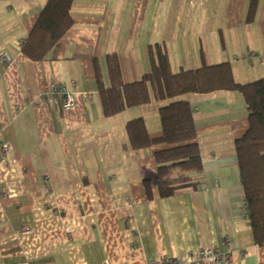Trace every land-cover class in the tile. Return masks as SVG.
Masks as SVG:
<instances>
[{"label":"crops","instance_id":"crops-1","mask_svg":"<svg viewBox=\"0 0 264 264\" xmlns=\"http://www.w3.org/2000/svg\"><path fill=\"white\" fill-rule=\"evenodd\" d=\"M48 1L0 0V264H209L197 253L211 248L223 264H264L236 151L250 127L244 96L157 102L150 89L149 104L123 99L106 117L100 93L112 87L108 58L129 86L152 74L157 51L173 75L205 63L230 65L240 86L264 80V0H75L63 40L33 62L22 46ZM53 85L73 109L40 104ZM180 102L193 112L203 171L163 197L156 153L166 148L134 150L128 124L160 139L161 109Z\"/></svg>","mask_w":264,"mask_h":264},{"label":"trees","instance_id":"trees-1","mask_svg":"<svg viewBox=\"0 0 264 264\" xmlns=\"http://www.w3.org/2000/svg\"><path fill=\"white\" fill-rule=\"evenodd\" d=\"M75 0H49L35 29L22 46V53L33 62H41L63 40L72 26L70 11ZM152 53V52H151ZM153 54V53H152ZM152 74L138 84L122 83L116 57L108 58L112 87H100L106 117L121 111L124 99L128 108L150 103V89L157 102L174 100L188 94L239 92L248 106L250 127L237 143V159L245 192L246 213L256 244L264 248V80L240 86L234 82L230 65L207 66L193 72L173 75L168 59L156 52ZM123 93V97L120 95ZM163 136L151 140L143 121L128 124L132 148L141 150L151 145L166 149L156 153L158 188L163 197L194 186L192 176L203 171L194 128L193 112L186 102L173 103L160 111Z\"/></svg>","mask_w":264,"mask_h":264},{"label":"built area","instance_id":"built-area-1","mask_svg":"<svg viewBox=\"0 0 264 264\" xmlns=\"http://www.w3.org/2000/svg\"><path fill=\"white\" fill-rule=\"evenodd\" d=\"M1 59L3 61H7V57L5 55L1 56ZM86 98L91 99V97L88 95ZM40 104L44 106L61 107L65 110H71L75 107V100L71 94H66L64 89L53 85L50 87V92L47 94V96L42 98ZM12 151V146L9 144L3 145L4 154H9ZM197 257L199 260L206 261L209 264H223L228 262V258L222 256L215 248L200 250L197 253ZM152 264H178V262L165 258L163 260L155 261Z\"/></svg>","mask_w":264,"mask_h":264}]
</instances>
